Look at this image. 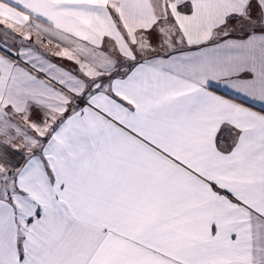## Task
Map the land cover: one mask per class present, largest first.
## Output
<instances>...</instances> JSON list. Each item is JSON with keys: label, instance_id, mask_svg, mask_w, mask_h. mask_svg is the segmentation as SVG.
<instances>
[{"label": "snow or ice", "instance_id": "obj_1", "mask_svg": "<svg viewBox=\"0 0 264 264\" xmlns=\"http://www.w3.org/2000/svg\"><path fill=\"white\" fill-rule=\"evenodd\" d=\"M0 264H264V0H0Z\"/></svg>", "mask_w": 264, "mask_h": 264}, {"label": "crops", "instance_id": "obj_2", "mask_svg": "<svg viewBox=\"0 0 264 264\" xmlns=\"http://www.w3.org/2000/svg\"><path fill=\"white\" fill-rule=\"evenodd\" d=\"M65 63H67V62H65ZM214 83H215V82H214ZM218 87H219L218 94H225V93H228L229 95H228L227 98H232V96H231L232 90H231V89H225V86H224L222 83L219 84ZM241 99H242V98H241ZM246 106H248V105H246ZM255 106L258 107V108H260V102H258V101L255 102ZM254 110H256V109H254Z\"/></svg>", "mask_w": 264, "mask_h": 264}, {"label": "trees", "instance_id": "obj_3", "mask_svg": "<svg viewBox=\"0 0 264 264\" xmlns=\"http://www.w3.org/2000/svg\"><path fill=\"white\" fill-rule=\"evenodd\" d=\"M248 106H251V105L249 104ZM254 109H256V110H260V108H258V107H256V106H255V108H254Z\"/></svg>", "mask_w": 264, "mask_h": 264}]
</instances>
